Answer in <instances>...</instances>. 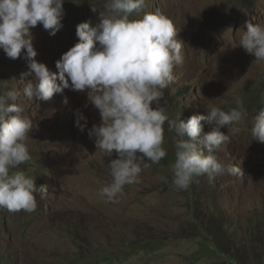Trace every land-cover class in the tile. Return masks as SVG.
<instances>
[{"label":"rangeland","instance_id":"1","mask_svg":"<svg viewBox=\"0 0 264 264\" xmlns=\"http://www.w3.org/2000/svg\"><path fill=\"white\" fill-rule=\"evenodd\" d=\"M76 2L65 0L55 35L40 24L30 30L35 59L51 72L78 42L77 25L96 26L100 13L109 14V0ZM145 12L168 17L182 43L183 64L165 90L171 119L180 115L186 121L207 115V107H234V97L243 100L247 117L236 133L220 129L230 140L213 153L243 174L211 182L203 175L189 189L175 190L172 133L165 124L168 155L107 202L98 193L110 182L105 166L117 153H101L88 137L100 115L87 92L64 89L48 101H28L21 90L34 74L23 55L13 60L0 48V90L21 91L15 102L25 104L24 115L33 122L26 142L32 160L20 170L48 189L46 198L37 195L32 213L0 210L1 264H264V143L251 137L254 118L264 111V62L256 63L239 46L246 21L264 24V0H146L130 18ZM75 109L88 119L83 132L75 125ZM202 123L205 132L216 128Z\"/></svg>","mask_w":264,"mask_h":264},{"label":"clouds","instance_id":"2","mask_svg":"<svg viewBox=\"0 0 264 264\" xmlns=\"http://www.w3.org/2000/svg\"><path fill=\"white\" fill-rule=\"evenodd\" d=\"M64 2L0 0V48L13 60L23 55L34 74L21 90L28 101H48L64 89L87 92L88 103L100 115V123L88 128V137L101 153H117L105 166L111 179L99 189L100 197L115 202L125 186L140 183L141 173L168 155L165 124L172 133L175 159L170 169L175 190L189 189L203 175L211 182L216 176L243 174L237 164L213 154L223 151L230 140L220 129L236 133V125L248 115L239 96L234 97V107H207V115H192L186 121L180 115L169 117L165 90L176 80L174 69L183 64L182 43L173 22L159 12L130 18L142 12L146 0H109V14L100 13L99 24L90 26L84 21L77 25L78 42L55 62L58 71L51 72L38 62L30 30L40 24L55 35L62 27ZM245 25L239 46L256 63L264 62V24L246 21ZM21 91L0 90V210L32 213L38 207L37 195L46 198L48 189L37 187L34 178L20 170L32 160L26 142L33 129L32 120L24 115L25 104L15 102ZM9 113L14 115L9 117ZM74 115L75 125L83 132L87 117L80 109ZM202 122H214L216 128L205 132ZM251 137L264 143V111L255 116Z\"/></svg>","mask_w":264,"mask_h":264},{"label":"trees","instance_id":"3","mask_svg":"<svg viewBox=\"0 0 264 264\" xmlns=\"http://www.w3.org/2000/svg\"><path fill=\"white\" fill-rule=\"evenodd\" d=\"M2 262H1V260H0V264H1Z\"/></svg>","mask_w":264,"mask_h":264}]
</instances>
